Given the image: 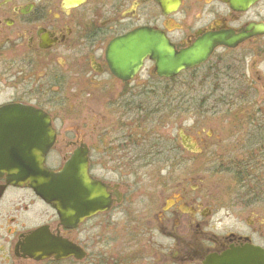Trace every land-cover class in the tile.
I'll use <instances>...</instances> for the list:
<instances>
[{
    "label": "flooded vegetation",
    "instance_id": "1",
    "mask_svg": "<svg viewBox=\"0 0 264 264\" xmlns=\"http://www.w3.org/2000/svg\"><path fill=\"white\" fill-rule=\"evenodd\" d=\"M0 264H264V0H0Z\"/></svg>",
    "mask_w": 264,
    "mask_h": 264
},
{
    "label": "water",
    "instance_id": "2",
    "mask_svg": "<svg viewBox=\"0 0 264 264\" xmlns=\"http://www.w3.org/2000/svg\"><path fill=\"white\" fill-rule=\"evenodd\" d=\"M139 36H141L142 40H140V38L138 39V56L144 57L147 53L154 55L158 59V66L162 69H171L174 68V66L177 69L179 68L178 64L180 63L184 64L183 67H189L201 61L200 52L188 54L176 60L172 57L168 50L163 48L164 45L162 41L159 43H154V41L151 39L145 38L149 37L150 35L139 34ZM135 51L136 50H134V52ZM127 54L128 58L125 59V57H123L120 59V63H122L123 66H127L132 62L131 60H133L131 54L129 52H127ZM139 62L140 60L135 61L136 64ZM27 159L29 160V157H27ZM30 159L32 168L30 172L32 178L31 187L41 199H43L47 204L52 205L56 211L59 209L57 200L60 190H73L80 196L81 200L84 199L86 203L89 201V199L95 197L96 205H98L97 197L100 196L99 189H93V186L86 177L85 166L83 163H79L78 165L75 160L71 159L60 172L51 173L45 168L41 167V164L39 163L41 157L36 154V152L32 154ZM46 249L48 252L44 255L43 251H40L39 247H35V250L29 253V255L34 260H41L44 257L51 255L57 258V252L55 249Z\"/></svg>",
    "mask_w": 264,
    "mask_h": 264
},
{
    "label": "rangeland",
    "instance_id": "3",
    "mask_svg": "<svg viewBox=\"0 0 264 264\" xmlns=\"http://www.w3.org/2000/svg\"><path fill=\"white\" fill-rule=\"evenodd\" d=\"M234 159H237V158H232L231 160H234ZM225 175V174H224ZM225 178L226 179H228L229 178V176H225Z\"/></svg>",
    "mask_w": 264,
    "mask_h": 264
}]
</instances>
